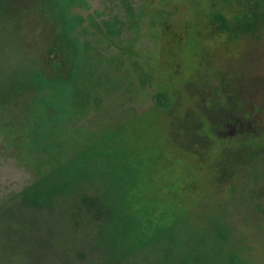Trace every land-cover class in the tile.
Returning <instances> with one entry per match:
<instances>
[{
    "label": "rangeland",
    "instance_id": "rangeland-1",
    "mask_svg": "<svg viewBox=\"0 0 264 264\" xmlns=\"http://www.w3.org/2000/svg\"><path fill=\"white\" fill-rule=\"evenodd\" d=\"M54 1H0V210L26 192L41 204V240L61 232L41 263L189 264L181 244L213 206L228 234L218 264H264V0H82L70 135L41 104L72 57ZM214 107L243 128L186 138ZM30 249H0V264H29Z\"/></svg>",
    "mask_w": 264,
    "mask_h": 264
},
{
    "label": "trees",
    "instance_id": "trees-1",
    "mask_svg": "<svg viewBox=\"0 0 264 264\" xmlns=\"http://www.w3.org/2000/svg\"><path fill=\"white\" fill-rule=\"evenodd\" d=\"M1 2L3 0H0ZM57 8V21L60 24V37L63 40L64 46L71 51V58L69 67L64 74H57L53 78L49 86L53 89V94L47 99L41 101L42 109L45 115L49 118L57 119L67 125L66 131L70 135L72 125H70L73 106V97L75 94L74 79L82 66V41L80 39L84 27L82 26L81 17L74 13V8L80 6L82 0H56L54 1ZM157 103L162 107H168V99L162 97L160 93L156 94ZM70 121V122H69ZM69 185L68 181L64 182L60 187V191L64 190ZM58 188L50 190L53 196L57 194ZM29 194L26 192L22 195V201L18 206L14 205L7 210H0V225L3 229L0 241V249L2 256L8 260L21 257L26 247L30 245L36 254L33 261L29 264H42L41 260L47 252L54 253L57 240L61 236V232L56 228L55 224H51L49 231L43 236L41 240L40 234L37 230L39 228V213L40 203L31 202ZM80 202L86 212L93 217H104L102 203L94 197L83 196ZM249 205L250 202L248 203ZM255 208H252V213ZM209 226L205 230L194 232L192 239H188L181 244L183 249L182 261H188L189 264H218L222 260V245L221 241L226 239L227 232L225 230L226 221L222 213L216 207H211L208 212ZM258 220L264 217V213L255 216ZM261 222V221H259ZM36 229V231L34 230ZM34 230V231H33ZM40 236V237H39ZM189 238H191L189 236ZM26 241V242H25ZM28 242H31L29 244ZM30 249V251L32 250ZM214 252V257L206 259L205 252ZM228 263H233L237 260V255L229 253ZM59 264H69V256L62 252L60 255ZM161 264V263H160ZM165 264H175L173 262ZM184 264V263H180Z\"/></svg>",
    "mask_w": 264,
    "mask_h": 264
},
{
    "label": "flooded vegetation",
    "instance_id": "flooded-vegetation-1",
    "mask_svg": "<svg viewBox=\"0 0 264 264\" xmlns=\"http://www.w3.org/2000/svg\"><path fill=\"white\" fill-rule=\"evenodd\" d=\"M214 111H218V113H215ZM214 111L212 109L211 112H208L209 116L206 115L207 112H200L201 115H199L198 119H200L201 122H199L200 124L198 125L197 128V132L193 131L191 133H185L186 138H190L193 141L198 140V135H200L201 133H205L203 136H199L201 138H208L209 136H213L214 134L216 136H219L220 134H234L235 131L241 130L243 128V123L241 121V119L239 118H235V117H231L229 114H225L223 111V107H214ZM210 115H212L210 117ZM204 116V117H203ZM204 125L203 128L204 130H202L200 128L201 125ZM216 124L218 126H220V128H227V132H223V130L221 131H217L214 129V126H216ZM214 125V126H213Z\"/></svg>",
    "mask_w": 264,
    "mask_h": 264
}]
</instances>
